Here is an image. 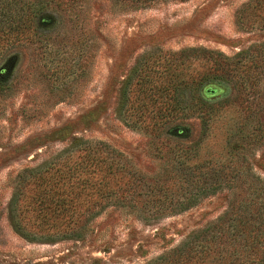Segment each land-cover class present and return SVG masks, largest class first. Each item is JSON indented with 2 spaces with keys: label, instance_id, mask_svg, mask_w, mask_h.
Wrapping results in <instances>:
<instances>
[{
  "label": "rangeland",
  "instance_id": "obj_1",
  "mask_svg": "<svg viewBox=\"0 0 264 264\" xmlns=\"http://www.w3.org/2000/svg\"><path fill=\"white\" fill-rule=\"evenodd\" d=\"M48 11L53 23L41 38L0 58V264H153L222 217L233 190L199 195L198 179L236 157L237 168L258 177L264 213V128L254 139L232 133L251 114L249 130L264 125V0H157L137 10L84 0ZM176 74L180 90H163ZM201 79L218 94L197 99ZM174 98L183 110L167 115ZM98 142L116 153L126 185L83 238L17 234L8 203L15 188L31 195L24 171L56 157L72 165L84 143ZM186 200L194 206L172 213ZM159 201L167 208L155 213L150 205ZM262 228L257 246H228L240 251L231 264L256 263Z\"/></svg>",
  "mask_w": 264,
  "mask_h": 264
},
{
  "label": "trees",
  "instance_id": "obj_2",
  "mask_svg": "<svg viewBox=\"0 0 264 264\" xmlns=\"http://www.w3.org/2000/svg\"><path fill=\"white\" fill-rule=\"evenodd\" d=\"M82 1L84 0H0V58L7 57L8 51L18 49L23 40L43 36L42 29L53 23L48 5L64 2L74 6ZM110 1L115 6L137 10L144 9L157 0ZM173 76L169 85L171 89L163 90L172 93L180 90L181 75ZM4 77V71H0V86ZM136 83L138 91L143 93L141 81ZM194 91L199 100L218 94L217 87H205L202 79ZM223 92L227 94V90L223 89ZM174 101L170 108L164 109L167 115L183 110V106L177 103L178 100L174 98ZM258 112L259 107L255 114L258 115ZM252 116L245 117L244 122L236 125L232 133L235 131L241 139L260 136L264 125L257 123L248 129L250 123L257 122ZM152 127L156 130L164 128L159 124ZM175 131L174 128H169L167 134L178 136ZM80 150V160L72 165H67L66 161L62 162L56 157L44 169L24 171V184H31L33 187L31 195L25 197L22 187L15 188L8 203V220L17 234L30 241H78L83 238L90 218L109 206L103 202L113 196L119 184L126 185L123 183L122 168H116V153L107 145L101 142L84 143ZM231 159L232 161L223 163L216 161L219 168L202 173L198 179L199 195H214L223 188L233 190V198L228 201L222 217L202 230L190 232L175 248L157 257L153 264H231L230 257L239 255L240 251H230L228 246H257L264 225L259 179L237 168L240 164L237 157ZM230 163L234 167H229ZM235 192H238L237 197ZM121 206L125 207L116 204L118 208ZM150 206L154 207L155 213H161L167 208L164 201L154 202ZM192 206L194 205L190 201H183L172 213L183 212ZM255 261V264H264V251L257 254Z\"/></svg>",
  "mask_w": 264,
  "mask_h": 264
},
{
  "label": "water",
  "instance_id": "obj_3",
  "mask_svg": "<svg viewBox=\"0 0 264 264\" xmlns=\"http://www.w3.org/2000/svg\"><path fill=\"white\" fill-rule=\"evenodd\" d=\"M215 93H216V91H215Z\"/></svg>",
  "mask_w": 264,
  "mask_h": 264
}]
</instances>
